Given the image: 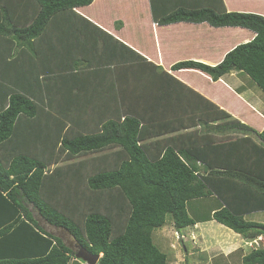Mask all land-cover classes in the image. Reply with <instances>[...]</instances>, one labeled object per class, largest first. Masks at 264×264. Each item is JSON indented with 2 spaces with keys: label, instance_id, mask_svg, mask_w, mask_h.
I'll list each match as a JSON object with an SVG mask.
<instances>
[{
  "label": "trees",
  "instance_id": "obj_1",
  "mask_svg": "<svg viewBox=\"0 0 264 264\" xmlns=\"http://www.w3.org/2000/svg\"><path fill=\"white\" fill-rule=\"evenodd\" d=\"M92 2L0 0V264L69 263L74 250L40 232L34 210L76 245L101 254L96 264H169L153 231L167 215L176 232L195 225L187 203L210 195L221 207L208 221L248 242L264 237V224L244 219L264 211V170L207 160L213 149L229 152L241 142L264 156V130L208 103L222 122L216 129L226 128L235 141L147 143L160 133L150 129L175 127L144 113L169 109L166 92L176 93L174 84L201 97L75 11ZM148 2L159 26L206 23L253 32L215 66L186 61L171 70H198L213 81L242 72L264 93V17L227 12L223 0ZM98 152L104 158L76 161ZM28 248L38 253L30 258ZM242 263L264 264V244Z\"/></svg>",
  "mask_w": 264,
  "mask_h": 264
},
{
  "label": "crops",
  "instance_id": "obj_2",
  "mask_svg": "<svg viewBox=\"0 0 264 264\" xmlns=\"http://www.w3.org/2000/svg\"><path fill=\"white\" fill-rule=\"evenodd\" d=\"M223 4L227 12L256 14L264 17V0H223ZM75 11L143 55L201 97V99L196 98L180 85L174 84L171 92L176 93L166 92L172 103L169 109L155 105L156 108L144 113L154 118H166L167 123H174L169 126L175 127L165 131L158 128L150 129L160 133L148 139L147 143L160 142L181 148L189 145L194 139L202 143L218 140L227 144L230 140L235 141L234 134L226 128L216 129L222 122L215 121L218 114L209 104L218 107L234 120L258 133L264 130V93L246 74L231 71L219 80L213 81L208 75L198 70H171L175 64L186 61L215 66L233 48L250 42L255 36L253 32L243 28H213L206 23H175L159 26L151 19L148 0H93L90 5L76 8ZM134 81L135 79L128 83L129 88L134 86ZM187 97L190 104L185 101ZM205 116L206 119L203 118ZM199 119L203 122L207 121V124L199 125ZM253 142L259 143L256 140ZM105 154L104 152L93 153L76 161L92 158L99 160L104 158ZM263 159L261 152H257L250 142H241L237 147H230L229 152L227 148H224L217 154L213 149L208 154L207 160L213 164L246 165L247 168L250 166L260 173L264 170ZM200 171L201 174L204 173L203 168ZM204 199L206 202L198 206L191 204L192 202L187 203V213L189 217L191 214L190 218L195 225L181 229L180 232H186L187 237L188 234H194L196 237L194 241L190 237L179 240L183 253L181 258L176 248H172L174 246L170 243L163 250L169 264H181L187 260L192 261L191 264H243L242 258L253 249L249 246L250 241L242 239L240 235L215 221H208V217L221 206L214 195L206 196ZM200 209L203 211L199 212ZM32 212L40 232L60 238L63 244L74 250L75 241L66 231L43 221L35 210ZM244 219L264 224V211L251 213ZM162 228L157 234L166 239L169 232ZM26 252L29 257L38 253L36 249L30 248ZM99 256L101 257V254ZM70 257L68 264H86L76 259L74 255Z\"/></svg>",
  "mask_w": 264,
  "mask_h": 264
},
{
  "label": "rangeland",
  "instance_id": "obj_3",
  "mask_svg": "<svg viewBox=\"0 0 264 264\" xmlns=\"http://www.w3.org/2000/svg\"><path fill=\"white\" fill-rule=\"evenodd\" d=\"M192 203L191 204H193V205H195V206H198V205H202V204H204L205 202H206V200L204 199V197L203 198H199V199H196V200H192L191 201ZM199 212H202L203 210L202 209H200V210H198ZM35 213V212H34ZM189 216V215H188ZM190 217H191V214H190ZM162 229H165V230H167V232H169V234L167 235L168 237L166 238V239H163V238H161L160 237V235L158 236V231H160L159 229L158 230H155V231H153V233H152V238H153V242H154V244L157 246V248L160 250V251H162L163 252V250L164 249H166L168 246H169V244L170 243H172L173 245L172 246H174V247H172V248H176V251H177V253H178V256H180L179 258H181V256H183V253H182V246H181V244L179 243V239L177 238V236H176V231H175V229L173 228V226H172V220H171V217L169 216V215H167V217H166V221H165V225L163 226V228ZM172 229V230H171ZM181 233V235L183 236V239H181V241L182 240H185L186 239V237H187V234H186V232H184V231H181L180 232ZM155 235H156V239H155ZM189 236L188 237H190L191 238V240L192 241H194L195 239V235L193 234V235H191V234H188ZM187 237V238H188ZM165 241V242H164ZM158 242L160 243V244H158ZM161 243H163V244H161ZM262 244H264V243H262ZM263 246V245H262ZM261 246V247H262ZM74 249V251L76 252V249H75V247L73 248ZM182 260V259H181ZM191 262L192 261H190V260H187V261H185V262H182L181 264H191ZM195 262V261H194ZM196 262H198V263H200L199 261H196Z\"/></svg>",
  "mask_w": 264,
  "mask_h": 264
},
{
  "label": "water",
  "instance_id": "obj_4",
  "mask_svg": "<svg viewBox=\"0 0 264 264\" xmlns=\"http://www.w3.org/2000/svg\"><path fill=\"white\" fill-rule=\"evenodd\" d=\"M74 247L76 249V252L74 253L76 259L81 260L86 264H96L98 262L100 258L99 254H91L85 248L78 245H75Z\"/></svg>",
  "mask_w": 264,
  "mask_h": 264
},
{
  "label": "built area",
  "instance_id": "obj_5",
  "mask_svg": "<svg viewBox=\"0 0 264 264\" xmlns=\"http://www.w3.org/2000/svg\"><path fill=\"white\" fill-rule=\"evenodd\" d=\"M176 236L179 240L183 239V236L181 235V233L179 232H175ZM264 243V239L262 237H258L252 241H250L249 246L253 247V249H258L259 247H261Z\"/></svg>",
  "mask_w": 264,
  "mask_h": 264
}]
</instances>
